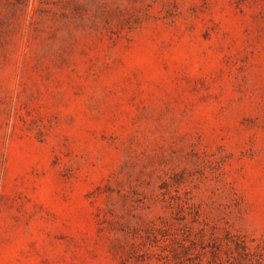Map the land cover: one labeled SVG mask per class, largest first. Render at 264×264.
Masks as SVG:
<instances>
[{
  "label": "rangeland",
  "instance_id": "374dc122",
  "mask_svg": "<svg viewBox=\"0 0 264 264\" xmlns=\"http://www.w3.org/2000/svg\"><path fill=\"white\" fill-rule=\"evenodd\" d=\"M0 264H264V0H0Z\"/></svg>",
  "mask_w": 264,
  "mask_h": 264
}]
</instances>
